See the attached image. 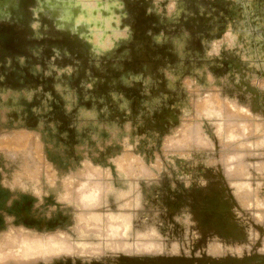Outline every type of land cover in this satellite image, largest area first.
<instances>
[{
	"label": "rangeland",
	"instance_id": "rangeland-1",
	"mask_svg": "<svg viewBox=\"0 0 264 264\" xmlns=\"http://www.w3.org/2000/svg\"><path fill=\"white\" fill-rule=\"evenodd\" d=\"M112 3L0 1V264H264V0Z\"/></svg>",
	"mask_w": 264,
	"mask_h": 264
},
{
	"label": "bare ground",
	"instance_id": "bare-ground-1",
	"mask_svg": "<svg viewBox=\"0 0 264 264\" xmlns=\"http://www.w3.org/2000/svg\"><path fill=\"white\" fill-rule=\"evenodd\" d=\"M9 1L13 9L16 5V0ZM112 1L113 0H35V6L36 9H40L41 14L51 18L54 27L79 33L80 36L86 39L87 44L94 52H99L106 50V48L111 45L112 39L114 38L113 36L116 37V35H118L116 29L114 30V28H112L111 23L114 12V4ZM110 33L114 35L111 36ZM238 124L241 132L244 134L250 133L249 122H240ZM227 127H229V125H227ZM187 137L188 131L183 130L179 133L176 142H182L187 139ZM1 143L19 147L26 144V138L24 137L23 140L17 142H15V140H11V142L7 140L0 141V144ZM125 165H128V163H124V166ZM141 167L142 166L139 165V169H141ZM242 168L241 166L230 168L229 175L235 177L243 176L245 172ZM130 172H132V170ZM242 192L249 193L247 189H243ZM244 196L247 197L249 195ZM256 204H263V202H256Z\"/></svg>",
	"mask_w": 264,
	"mask_h": 264
},
{
	"label": "flooded vegetation",
	"instance_id": "flooded-vegetation-1",
	"mask_svg": "<svg viewBox=\"0 0 264 264\" xmlns=\"http://www.w3.org/2000/svg\"><path fill=\"white\" fill-rule=\"evenodd\" d=\"M23 139H24V138H23ZM23 139H21V140H23ZM6 140L9 141V142H11V140H9V139H7V138H2V139H0V141H6ZM1 144H2V143H1ZM2 145H3V147L10 148V147H9L10 145H8L7 143H3Z\"/></svg>",
	"mask_w": 264,
	"mask_h": 264
}]
</instances>
